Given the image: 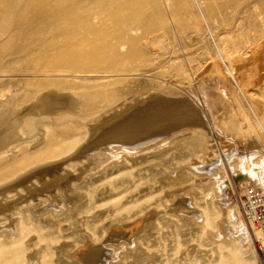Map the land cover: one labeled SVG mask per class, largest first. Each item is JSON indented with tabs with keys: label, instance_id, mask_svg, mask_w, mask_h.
<instances>
[{
	"label": "bare ground",
	"instance_id": "6f19581e",
	"mask_svg": "<svg viewBox=\"0 0 264 264\" xmlns=\"http://www.w3.org/2000/svg\"><path fill=\"white\" fill-rule=\"evenodd\" d=\"M24 1L13 0L1 15L0 38L12 28ZM240 1L180 0L181 6L177 7L176 0H70L73 13L62 15L57 23L51 22L58 16L57 8L50 0L40 1L45 14L33 16L32 25L52 32L49 39L41 37L39 28L35 32L27 30L25 18L30 17V11L22 16L14 38L2 42L6 53L0 49V60L4 61L0 76L26 84L25 89L15 86L0 91V264H133L146 253L156 258L153 251L160 252L154 264H198L194 256H181L184 250L179 230L186 227L196 228L197 237L215 246L208 255L212 258L210 264H242L243 258L238 257L242 239L229 237L235 228L231 210L223 209L217 201L220 191L230 185L227 176L223 175L215 186L203 181L209 185L204 186L207 199L203 197L204 205L198 206L194 185L199 183V174L194 171L202 162H212V167L216 166L213 175L217 176V171L225 173V161L234 172L241 171L244 181H254L264 188V138L255 134L248 145L239 138L244 125L254 132L242 98L251 97L249 92L259 87L264 93V77H251L257 72L256 66L237 73L233 64L239 60V50L225 52L229 74L236 83L239 80L244 94L242 98L241 94L234 96L238 108L236 113L231 112L234 116L214 118L215 128L194 103L180 96L178 87L191 92L193 84L182 68L171 72L173 83L163 86L162 93L140 92L115 82L141 72L123 68L127 61L119 37L125 31L133 30V35L141 30L173 31L192 46L206 38L199 16L225 13ZM38 3H30L29 8L33 10ZM181 13L195 23L182 27ZM75 28L82 33L76 34ZM79 45L85 52L79 49L63 53V48ZM170 45L164 44L156 51L147 44L133 45V59L147 63L150 58H164L171 52ZM211 55L208 50L200 57ZM204 73L220 76L196 79L214 115L218 105L213 92L217 91L211 83L215 78L223 83L229 78L213 62ZM189 106L202 122L188 121L183 110ZM224 106L228 108L230 103L225 101ZM256 121L261 119L256 117ZM219 132H225L232 147L222 146ZM211 133L218 147L209 139ZM177 151L178 157L173 153ZM231 151H235L234 157ZM168 154L171 166L150 180L136 181L128 169L121 173L129 158L147 163ZM111 172L121 174L111 178ZM100 173L103 176L97 185L86 187V179ZM158 183L168 188L163 190L170 192L176 202L155 208L149 205L152 198L138 197ZM210 187L214 190L209 191ZM178 191L190 195L193 207L189 212ZM169 216L175 219L171 233L164 232L165 227L171 228ZM248 226L252 242L254 239L264 244V235L251 229L252 224ZM127 228L133 229L132 236L127 241L118 240L127 234ZM244 233L249 235L246 227ZM169 243L174 244L170 252Z\"/></svg>",
	"mask_w": 264,
	"mask_h": 264
},
{
	"label": "rangeland",
	"instance_id": "374dc122",
	"mask_svg": "<svg viewBox=\"0 0 264 264\" xmlns=\"http://www.w3.org/2000/svg\"><path fill=\"white\" fill-rule=\"evenodd\" d=\"M40 1L44 3V1L46 0H25L24 3L21 5V7L18 9L14 17L15 20H14V24L12 28L8 30L7 34L3 36V38H0V49H2L3 52L6 53L7 47L2 46L3 45L2 42L4 40H9V39L14 38V30L20 26L21 22L23 21L22 16L27 11H30L31 13L30 17L25 18V22L27 23V26L29 28L27 30L29 31L31 30L32 32H35L39 28V33L41 34L43 33V36L41 37L42 38L46 37L47 39H49L48 37H50L52 32L47 33V30L43 29L44 26L34 27V25H32L31 18L33 16H36L38 14H45V10L41 6L43 4H41ZM50 1L52 2V5L56 7L58 10V16L56 19L51 21L52 23H55V22L57 23L59 21L58 19H60L62 15H68V13L69 14L73 13L71 9V5H70L71 3L70 0H50ZM12 2L13 0H0V3H1L0 4V17L2 14L5 13V10L10 6V4H12ZM32 2H35V3L39 2L40 4L38 3L39 5L35 7L33 10H31L29 8V4ZM198 3L202 5L201 2L198 1ZM180 4H181L180 0H176V6L179 7L181 6ZM196 4H197V1H196ZM200 5H197V10L199 12H200ZM180 15H181L180 24L182 25V27H186L187 25L190 27L192 24L195 23V20L184 16L183 13H181ZM197 20L199 21L201 28L204 30V33L206 34V38L203 42L197 40V42H194L192 46L186 43L188 40L181 41L178 33L173 32V31H170L169 33H163L162 31H151L152 33L151 32L146 33L143 30H141L139 31V33H137V35H133V30L132 31L128 30V31H125V33L121 34L119 37V40H121V42L124 44L122 55L125 57V61H127L123 64L124 70L132 71L133 69H136L141 72L138 74L139 76L137 75L136 77H131V78L127 77L123 79H117L115 80V82L119 83L118 81H120L122 82L120 84L131 85L140 92L145 91V92L150 93L151 91L152 92L159 91V93H162L163 86L168 85V84H170L171 86V84L173 83V81L170 80L171 72L176 71L179 68H182L184 72H186L185 74L189 76V79L193 81V84H192L191 92L188 91L186 88L178 87L177 88L178 91L180 92V94H182V95L180 94L179 95L182 96L183 98L185 97L184 98L185 100L188 99L192 103H194L201 110L203 117L209 120L211 127L215 128L214 118H216L217 116H225V115L226 117L234 116L232 115V113L233 112L236 113L238 109L235 104V101L233 100L234 96L241 94V98H242L243 96L242 94H244V92L241 90V87L239 86V83H238L239 80L236 83L231 78L232 76L229 74L228 69H229L230 64L224 58L225 52L229 54V53H232L234 50H239L238 51L239 60L238 61L235 60L233 64L235 66L234 70H236L237 73L241 74V72L243 73L244 70H249V68L256 66L257 72L256 74L255 73L251 74L252 75L251 77H264V0H241L239 3L228 7L225 13L213 12L208 15L205 14V15L199 16V19L197 18ZM74 30L76 31V34L82 33V30L80 28H75ZM167 43L171 44L170 45L171 52H169L167 56H165L164 58H150V60L147 63H143L139 59H133V55H132L133 45L147 44L151 46L150 47L151 51H156L160 49L164 44H167ZM93 46L97 48V44L94 43ZM63 49H64L63 53L65 54L69 53L70 51L77 52L79 51V49L81 51L84 50L81 46L80 48L69 46ZM97 49L100 50V47H98ZM208 50H211L212 52L211 57L205 56L201 59L200 55L207 53ZM167 59H169V61ZM211 62L219 65L221 69L224 71L223 73L224 76L229 78L228 81L225 83H223L222 81L218 82L217 78L213 79L211 83V85L213 86V91L214 90L217 91V92H213L217 99V105H218L214 111V115L209 108V103H208L206 93L204 91L203 86L197 85V81H196L198 77H220L218 74H215V73H204L205 70L209 68V64ZM3 64H4V61L0 60V65H3ZM5 77H8V76H0V91H6L8 90V88L15 87V86H17L18 89H25L26 84L16 83L15 81H12V79L5 78ZM236 86L238 87V89ZM259 88L258 89L255 88L249 92L251 97L245 98L243 96L242 98L243 101H245L244 108L247 114L252 118L253 131H254L253 133L252 132L250 133L249 127L247 125L243 126V129L241 131V134L239 135V138L240 139L244 138L246 145H248V142H249L248 140L254 141L255 138L252 139L251 137H255V134H258L260 137L264 138V101H263L264 93ZM238 90L240 93L237 92ZM258 90L260 91V93L258 92ZM234 91H235V94L233 93ZM223 95L226 96L225 100H223L222 98ZM220 98H221V101H220ZM259 98L260 99L263 98V100L262 99L260 100ZM225 101L226 102L228 101L230 103V107L226 108L224 106ZM248 101L250 105L249 103H246ZM185 103L188 104V102H185ZM254 105L256 107H254ZM249 106L251 107L249 108ZM252 106L254 108H252ZM191 108L192 107L189 106L187 110H183L185 111V113L183 112V114L187 116L188 121H190L191 124L192 123L194 124V122H197V123H199L200 121L202 122V118L197 117L198 120L200 119L199 121L197 120L196 116H194L193 114V110H192L193 108L192 109ZM258 111H260L259 114L257 113ZM256 117H259L261 119V122L256 121ZM224 131L226 132V130ZM221 133L219 132L220 134L219 139L222 141L221 142L222 146H226V148H229L230 146L232 147V141L229 139V137L227 135L225 136L224 133L222 134ZM209 139L218 147L217 145L218 140L212 133L209 136ZM252 147L253 146H251L250 148ZM35 148H38V146L34 147V149ZM253 150H254V147H253ZM234 152L235 151H231V155L233 153L232 157L235 156ZM173 153H175L177 157L179 156L178 151L173 152ZM173 153H169V154L173 155ZM240 156L241 154L239 153L238 157ZM170 158H171L170 155L164 156L160 158L159 160H157L158 162L154 161V162H147V163H143L135 158H129L126 160V163L123 164L126 169H122L121 173L124 174V172L125 173L131 172L133 173V177L136 181L144 180L143 182H145V180H150L151 177L158 176L165 168L170 167L172 163L170 162ZM222 164H225V167L227 166V168L225 169V173L221 174L220 171H217L218 172L217 176L213 175V171H215L214 168L216 166L212 167V162L211 163L207 162L204 164L202 162V165L200 164V166L199 165L197 166V169H196L197 172L196 171L194 172L196 173L197 176L199 174V176L197 177V181L199 183L198 184L195 183L194 188L196 189L193 188L195 199L197 201V205L203 206L205 202L204 200L207 199V197H205L206 195L205 187L209 185L205 184L203 181H207L210 183L212 182L213 185L215 186L216 184L219 183L223 175H226L227 180L229 181L230 185H228V187L227 186L224 187L222 191H220V194L217 196V201H219L218 203L221 207H223V209L231 210V215H232L231 224H235L234 225L235 228L230 233V236H229L230 240H232V238H235L236 236L242 239L241 241H242L243 248L241 249V252L239 251L240 253L238 255L240 259L243 258L242 264H264V244H262L259 241H255L254 239L252 242V235L250 234V228L248 226L249 223L246 222V220L244 219L242 215L241 204H240V201L243 200V194H244L245 188L252 186L262 191L263 194H264V188L258 186L256 182L254 181H251V182L244 181L241 177L242 176L240 173L241 171L239 172V170L237 169V171L235 170L236 172H234L233 170L230 169V167L228 166V164H226L225 161H223ZM199 167L200 168L202 167L203 169L202 168L200 169ZM219 167H222V165H220ZM121 173L119 174L113 173V175L114 174L115 175L114 176L112 175L111 178L118 177V175H120ZM102 176H103V173H100L96 177L91 176L87 178L85 182L86 187L87 186L90 187L89 185H91V187L93 185H97L99 178H101ZM200 182H203V183L200 184ZM151 186L152 188H149L150 191L145 190L140 194V196H138L140 198L142 197V200H144V197L150 200L152 198V203L149 204L150 206H153L155 208H165L167 207V205L173 204L174 202H176V199L175 198L173 199L171 197V194H169L170 192L169 193L165 192L166 190L168 191V188H166L164 184L158 183L157 185H151ZM154 186H157V187H154ZM151 189L154 192H151ZM195 190L196 191L198 190V191L196 192ZM208 190L213 191L214 188L210 187L208 188ZM186 191L184 193L178 191L177 193H179V195L177 196L180 197V199L182 198L183 203H184V204L182 203V205L183 207H186L187 209H189L188 210L189 212L190 210H192L193 205L189 204L190 202L188 199H190V195H188ZM150 193L152 196L151 195L149 196ZM182 195L183 197H181ZM210 197H211V194H210ZM198 200L200 203H198ZM185 204L186 206H184ZM170 219L172 220L171 228L167 229L165 227L164 232L171 233L175 229L173 227L174 226L173 224L175 223V219L172 217H170ZM245 227L247 228L249 235L244 233ZM129 228L127 229L130 230ZM127 229H126L127 234H125L124 236H121V238L119 237V239L117 238L118 240L124 239L125 241H127V239L132 236L131 233L133 232V229L130 231H128ZM252 229L254 228L252 227ZM179 231H180V235H181L182 242H183L181 246H182V249L184 250L181 256H185L186 254H188L189 258L194 256L195 257L194 261L197 262L198 264H210L212 262V258L210 259L208 255L211 251H213L215 246L210 244L209 241L207 242L206 239H200L199 237H197L196 228L186 227L185 229H182ZM242 234L244 236H242ZM173 246H174L173 243L168 244L169 252L173 248ZM153 252L155 254L157 253L156 258L155 257L153 258L154 260L148 256L149 253H146L145 255H141L140 256L141 258L138 257L137 259L138 263H133V264H144V263L154 264L159 259L160 252H157V251H153ZM194 257H192V259ZM214 258H216V256H214ZM208 259H210L211 261L210 260L208 261ZM70 264H75V263H70Z\"/></svg>",
	"mask_w": 264,
	"mask_h": 264
},
{
	"label": "built area",
	"instance_id": "2783aa9c",
	"mask_svg": "<svg viewBox=\"0 0 264 264\" xmlns=\"http://www.w3.org/2000/svg\"><path fill=\"white\" fill-rule=\"evenodd\" d=\"M240 204L246 222L249 225L252 224L256 231L264 235V194L262 191L252 186L245 188Z\"/></svg>",
	"mask_w": 264,
	"mask_h": 264
}]
</instances>
